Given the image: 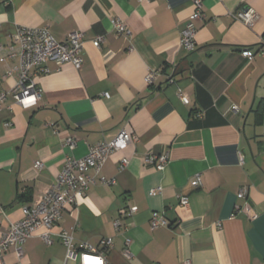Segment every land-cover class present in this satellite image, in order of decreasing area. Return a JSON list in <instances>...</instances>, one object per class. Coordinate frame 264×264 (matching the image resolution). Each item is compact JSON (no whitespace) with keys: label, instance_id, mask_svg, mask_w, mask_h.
<instances>
[{"label":"crops","instance_id":"crops-1","mask_svg":"<svg viewBox=\"0 0 264 264\" xmlns=\"http://www.w3.org/2000/svg\"><path fill=\"white\" fill-rule=\"evenodd\" d=\"M248 9L258 15L251 28L233 18ZM193 12L192 0H0V237L54 184L66 157L82 158L121 131L136 138L63 211L51 245L41 231L22 245V263L64 264V231L76 245L110 239L107 264H264V0H203L187 52L180 34ZM113 19L130 36H117ZM18 27H46L58 42L82 33V67L48 62L47 73L32 77L41 97L27 109L9 94L18 57L6 55ZM162 154L161 171L143 161ZM196 176L202 184L193 189ZM130 207L136 213L122 218ZM153 213L167 226L151 229ZM16 261L9 251L5 263Z\"/></svg>","mask_w":264,"mask_h":264},{"label":"built area","instance_id":"built-area-1","mask_svg":"<svg viewBox=\"0 0 264 264\" xmlns=\"http://www.w3.org/2000/svg\"><path fill=\"white\" fill-rule=\"evenodd\" d=\"M203 0H192L194 12L192 21L187 23L180 34V45L187 51L191 52L195 47L196 30L194 21L202 18L201 8ZM233 18L251 28L258 15L248 9L237 11ZM111 26L117 36H130V31L119 19L111 20ZM104 41V37H97L92 45L99 48ZM82 33L72 32L68 35L64 42L56 41L48 32L46 27L43 28H21L18 27L11 37V46L7 51V57H18V65L15 68L18 72V81L10 91L15 104L21 108L27 109L37 105L41 97V91L38 89L32 79L36 73H47L46 64L52 62L56 65L71 64L75 69L79 70L83 65L82 52ZM242 56L252 59L254 54L250 50L242 51ZM264 58V47L260 48L257 53ZM0 58V61H4ZM154 75L149 74L147 82H151ZM7 94L0 93V105L6 100ZM178 98L182 103L188 104L187 97L179 91ZM196 118H201L202 113H197ZM10 123L6 124L9 127ZM136 142V138L125 131H121L113 140L109 142H100L89 148L86 156L82 158L66 157L63 168L56 177L54 184L49 187L34 204L25 208L23 218L13 223L9 231L0 237V264L5 263V256L12 251L16 257L15 264H24L22 260L24 253L22 245L34 236L37 231H41L39 238L46 244L51 245V233L54 226L61 219L63 211L76 206L78 200L86 195L89 188L94 185L95 178L100 173L107 157L116 151H123L131 143ZM65 146L73 149L76 141L68 138L64 142ZM145 164L154 165L159 171L163 170L168 162L167 154L148 155L143 159ZM126 161L121 162L119 169H124ZM35 169H41L42 163L35 162ZM102 184H109L104 179H99ZM200 176L192 178L189 185L193 188L201 186ZM156 191L150 192L151 195ZM247 189L242 188L238 197L245 198ZM179 204L183 207L188 205V197H179ZM135 207H130L122 211V218H127L136 213ZM150 228L157 229L167 226L166 220L153 213L150 221ZM116 231L122 230L119 221L114 223ZM59 238L65 247L64 264H107V252L112 247L110 239H103L98 246L88 243L74 244L72 237L66 232L61 231ZM129 240H126V246ZM124 255L128 257L129 251H125ZM183 264H190L185 262Z\"/></svg>","mask_w":264,"mask_h":264},{"label":"rangeland","instance_id":"rangeland-1","mask_svg":"<svg viewBox=\"0 0 264 264\" xmlns=\"http://www.w3.org/2000/svg\"><path fill=\"white\" fill-rule=\"evenodd\" d=\"M70 264H73V263H70Z\"/></svg>","mask_w":264,"mask_h":264}]
</instances>
